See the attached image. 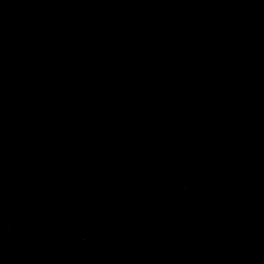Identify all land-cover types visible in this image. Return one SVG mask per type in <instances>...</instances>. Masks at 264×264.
<instances>
[{
	"label": "water",
	"instance_id": "1",
	"mask_svg": "<svg viewBox=\"0 0 264 264\" xmlns=\"http://www.w3.org/2000/svg\"><path fill=\"white\" fill-rule=\"evenodd\" d=\"M0 264H264V0H0Z\"/></svg>",
	"mask_w": 264,
	"mask_h": 264
}]
</instances>
